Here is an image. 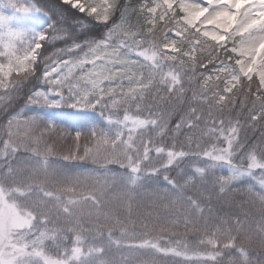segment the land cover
Returning <instances> with one entry per match:
<instances>
[{
  "label": "snow or ice",
  "instance_id": "obj_1",
  "mask_svg": "<svg viewBox=\"0 0 264 264\" xmlns=\"http://www.w3.org/2000/svg\"><path fill=\"white\" fill-rule=\"evenodd\" d=\"M60 3L0 0V116L104 126L0 119V264H264V0Z\"/></svg>",
  "mask_w": 264,
  "mask_h": 264
},
{
  "label": "trees",
  "instance_id": "obj_2",
  "mask_svg": "<svg viewBox=\"0 0 264 264\" xmlns=\"http://www.w3.org/2000/svg\"><path fill=\"white\" fill-rule=\"evenodd\" d=\"M26 2L31 3V0H26ZM4 11L9 13L6 5H2ZM36 7H39L42 11L35 13V31L42 30L48 26L50 23L49 17L52 20H56L62 13H65L67 17L75 18L79 16V13L72 11L65 5H61L60 0H35ZM45 13H48L47 15ZM94 31H99V29H94ZM34 90L32 84L26 85L23 89V95L20 99L16 100L11 107H9L8 112L0 116V119L8 116L20 113L25 107V97ZM25 115V114H24ZM30 115H37L47 118H52L55 122L62 127L63 124L60 123L61 119L64 118L65 121L68 120L71 126L66 128L70 131H87L92 125L104 126V121L101 119L97 111H79L72 108L61 107L57 109H47V108H36L32 111ZM65 115V116H64ZM29 116V115H26ZM3 145L0 144V150H2Z\"/></svg>",
  "mask_w": 264,
  "mask_h": 264
},
{
  "label": "rangeland",
  "instance_id": "obj_3",
  "mask_svg": "<svg viewBox=\"0 0 264 264\" xmlns=\"http://www.w3.org/2000/svg\"><path fill=\"white\" fill-rule=\"evenodd\" d=\"M8 10H9V13L8 14H12V15H15L14 13V10H12L11 8L7 7ZM35 13H31V14H28V15H25V14H21L16 22H15V26L16 27H19V28H26V29H29V30H35ZM36 108H41V107H38V106H33V105H26V107L19 113V114H22V115H30L32 113V111ZM65 116V115H64ZM63 124V126L66 128L67 126H71V124L69 123L68 120L65 121L64 118L61 119V122Z\"/></svg>",
  "mask_w": 264,
  "mask_h": 264
}]
</instances>
